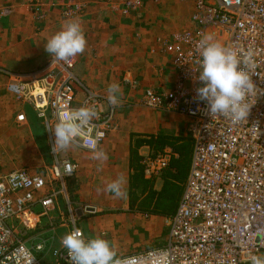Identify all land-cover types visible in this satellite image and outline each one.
I'll return each instance as SVG.
<instances>
[{
  "label": "built area",
  "instance_id": "1",
  "mask_svg": "<svg viewBox=\"0 0 264 264\" xmlns=\"http://www.w3.org/2000/svg\"><path fill=\"white\" fill-rule=\"evenodd\" d=\"M176 1L193 6L189 25L157 38V50L151 51L155 55L160 48L172 66V85L147 89L141 104L192 120L191 169L177 211L168 222L166 244L120 258L128 259L129 264H251L253 256L264 254V0ZM120 2L124 14L137 12L144 4V0ZM75 5L76 8L65 6L64 17L72 18L80 12V5ZM39 7L37 11L42 10ZM9 13L10 8L0 9V18ZM37 15L40 19L45 17ZM209 33L242 59L250 57L249 71L257 86L251 100L256 104L248 120L241 123L234 124L221 116L212 118L207 103L198 98L197 89L203 85L198 79L202 70L198 61L202 58L196 44ZM74 65L75 57L71 63L52 61L51 70L44 74H32L23 80L15 76L17 80H11L9 91L18 101L32 104L49 128L53 127V119L58 122L74 109L94 107L98 116L92 121L93 135L95 131L103 132L100 143L106 137L108 120H104L94 95L80 107L74 106L78 83L71 71ZM156 72L157 76L164 75L160 67ZM47 109L51 110L52 119L46 117ZM106 116L110 120L111 115ZM24 119V115L18 116V120ZM172 154V149L165 148L149 158L146 174H161ZM67 164L76 171V164L55 160L49 178L29 170L0 172V264H47L42 259L47 250L45 244H33V239L45 224L43 220H52L51 215L59 210V196L70 204L65 180L74 172L66 175ZM70 219L69 233L79 228L86 240L78 224L80 218L72 214ZM49 225L55 224L50 221ZM62 239L49 264H72Z\"/></svg>",
  "mask_w": 264,
  "mask_h": 264
},
{
  "label": "crops",
  "instance_id": "2",
  "mask_svg": "<svg viewBox=\"0 0 264 264\" xmlns=\"http://www.w3.org/2000/svg\"><path fill=\"white\" fill-rule=\"evenodd\" d=\"M144 2V7L137 12L124 14L120 0H0V9H11V13L0 18V120L9 117L11 121L8 122V126L10 123L9 128L13 132L6 134L8 131L5 132L0 124V142L7 146L0 149V170L3 160L11 168L12 163L6 159H13V168L17 167L16 170H29L32 174L49 178L55 160L69 161L77 165L73 176L65 180L70 200L68 205L72 211L70 212L63 197L59 196V210L51 215L52 220L50 218L43 220L45 224L40 229L43 231L35 234L33 239V244H45L47 250L42 259L47 264L53 262L52 252L60 248L63 238L57 237L55 232L64 228L67 234L69 233L72 214L80 218L78 223L80 227L84 219L91 223L90 228L103 229L104 226L101 237L105 238L107 230L125 228L119 224L126 222L127 214L140 212L130 211L129 207L133 206L131 200L140 202L142 197L146 198L147 195H151L152 199L145 204L143 210L155 212L154 206L157 202H171V210L163 219L169 237L168 222L176 213L182 199L192 164L194 152L192 120L169 111L152 110L141 103L147 89L171 87L174 73L168 60L159 52L160 48L155 55L151 52L153 49L157 50L156 39L170 34V31L164 32L167 30L164 22L160 25H149V22L153 16L165 19L166 11L170 16L171 11L177 12L175 8L180 9L179 7L183 5L181 8L187 9L191 4L179 3L176 0ZM75 4L80 5V12L70 19L64 17V10L67 9L65 6L76 8ZM39 6L42 10L37 11ZM37 14L45 17L40 19ZM26 17L35 21L34 31H39L40 34L32 35L25 22L20 21ZM74 18L80 19L87 40L84 53L75 57V65L71 70L78 81L74 106L80 107L94 95L95 103L103 113L104 120H108L106 137L98 146L108 155L107 161L103 164L93 160L92 152L83 147L70 148L58 155L53 154L54 132L48 130L49 127L45 125L32 104L18 101L8 87L15 76L23 80L29 75H41L51 70L49 67L53 58L45 50V44L57 33L56 26L59 23L63 26L64 22ZM45 21H50V27L44 25ZM15 22H18V26L13 27ZM133 28L137 29V32H134V40L124 37V33L126 35L129 32L131 35ZM99 29L102 31L99 32ZM91 34L94 35L93 38ZM128 39L130 40L127 41ZM129 45L131 49L128 48ZM164 62H168L167 68L164 67ZM157 67L164 70V75L157 76ZM54 73L57 74L58 69H55ZM113 83H118L123 93L121 105L116 107L107 99V89ZM16 113L18 116L24 115L25 119L17 121ZM106 114L111 115L110 120ZM51 116V110L47 109L46 117L52 119ZM39 119L42 120V126ZM56 123L53 119V127ZM14 140L16 148L13 146ZM44 146L48 150L46 162L50 166L49 170L43 161ZM165 148L173 151L167 168L161 174L147 175L149 158L156 157ZM31 158L32 161H29ZM121 175L126 180L123 186L126 197L117 198L113 193L106 191V187ZM179 186L183 187L179 197H172L174 188ZM137 190H140L142 197L135 194ZM85 206L93 209L84 211ZM37 211H40V208ZM50 221L55 225H49ZM85 238L92 239L86 236ZM158 247L156 245L136 253Z\"/></svg>",
  "mask_w": 264,
  "mask_h": 264
},
{
  "label": "clouds",
  "instance_id": "3",
  "mask_svg": "<svg viewBox=\"0 0 264 264\" xmlns=\"http://www.w3.org/2000/svg\"><path fill=\"white\" fill-rule=\"evenodd\" d=\"M171 34V33H170ZM169 35V34H168ZM87 46L82 23L79 18L66 21L62 29L54 34L45 44V50L52 56L53 63L64 61L71 63L78 54H83ZM196 51L202 58L199 81L202 87L197 89L198 98L205 101L208 113L213 118L221 116L231 120L234 124L248 120L252 107L251 97L256 94L257 86L249 71L250 57L242 59L235 50L217 41L212 34H204L196 44ZM107 99L116 107L121 105L123 96L118 83L109 85ZM98 113L94 107L84 106L72 110L59 118L54 128L55 141L52 152L59 154L70 148L84 147L92 152L91 158L107 161L108 155L99 148V141L103 132L95 131L92 124ZM66 175L74 172V167L67 164ZM125 177L121 175L109 183L106 191L117 198L126 197L124 191ZM62 245L67 250L72 264H129L128 259H121L116 251L114 242L97 236L85 240L79 228L65 235ZM251 264H264V254L251 258Z\"/></svg>",
  "mask_w": 264,
  "mask_h": 264
},
{
  "label": "rangeland",
  "instance_id": "4",
  "mask_svg": "<svg viewBox=\"0 0 264 264\" xmlns=\"http://www.w3.org/2000/svg\"><path fill=\"white\" fill-rule=\"evenodd\" d=\"M144 4H145V2H144ZM144 4H143V7H144ZM182 6L183 5H181V7ZM181 7H179L180 9H178V7L175 8V11H177V12L171 11L169 13L170 16H168V11L165 12V10H164L165 17H166L165 19H164V17H163V19H158V16H153L152 21L149 22V25H152V24L160 25V23L164 22L166 24L165 27H167V30H164V32L170 31L169 33H174V32L180 31L183 28H187L189 25V21H188L189 19L188 18L190 17L191 10H192L193 6L191 5L187 9H184ZM64 19H66V18H64ZM68 19H70V18H68ZM20 21L25 22L24 24L29 27L30 33L32 35L40 34L39 31H37V32L34 31L35 21H32L31 18L26 17ZM45 22H44V25H46V27L47 26L50 27V21H48L46 23ZM15 26H18V22H15V25H13V27H15ZM56 28H57V32L60 31L62 29L61 23H59L56 26ZM101 31H102V29H99V32H101ZM134 32H137V29L133 28L131 35L129 34V32L126 35L124 33V37L125 36L127 38L130 37V39L132 38V40H134ZM47 33H49V32H47ZM107 33H110V32H107ZM94 35H97V34L94 33ZM94 35L91 34V38H93ZM130 39H128L127 41H129ZM123 47H124V45H123ZM128 48L131 49V46L129 45ZM130 52H131V50H130ZM126 53H127V49H126ZM121 61L124 62V60H121ZM161 65L163 67V63ZM167 66H168V62H164V67L167 68ZM74 73H75V69H74ZM168 81H164V83H166ZM143 114H145V113H143ZM15 116H17L16 117L17 121H20V120H18V114L17 113ZM33 116H35V113H33ZM172 118L175 119V117H172ZM2 120L3 121L0 120V124L3 127V129L5 130V132L8 131L6 134H8V133L13 134V132L11 131V128H9L10 123L8 126V122L11 121L9 119V117L3 118ZM39 123H40V126H42V120H40ZM14 130H17V129H14ZM14 137L16 140V134H14ZM15 140H14V144L11 141L14 148H16L15 147L16 146ZM0 141H1V137H0ZM4 146H5L4 143L0 142V149H4ZM5 148H7V146H5ZM47 151H48L47 147L44 146V149L42 150V152L44 154V156H43L44 162H46V160L48 159ZM6 160H8L10 163H12V167L10 168L9 164L7 165L5 160H3L0 172L6 173V172H11V170L12 171L16 170L15 168H17V167L13 168V165H14L13 159H6ZM29 161H32V158ZM42 164H44V163H42ZM46 165H47V168L49 170L50 166L47 164V162H46ZM30 167L33 169L35 168L34 166H30ZM30 170H32V169H30ZM29 172H31V171H29ZM182 188L180 186H179V188H174V191L172 192L171 196L172 197H176V196L179 197V194H180V191H182ZM135 194L139 196L141 194L140 190H137ZM142 198L143 199L140 202H137L134 199L131 200L133 203V206L129 207L131 209L130 211H140V212L139 213L133 212L131 214H127V218H125L126 222H120V224H119L120 227H125L124 229L112 228L111 231L110 230L106 231L107 237H105V239H108L109 241H112L115 243L116 250H118L117 253H118L119 257L130 255V254L136 253V252L144 250V249L152 248L156 245H158L159 247H162V244H164V242H166V240H167L168 228L165 226L163 219L166 218V216H165L166 213H168L171 210V206H172L171 202H168V201L157 202L154 206L156 208V211L154 212L152 210H143V208L145 207V204L147 202H150V200L152 199V196L147 195L146 198H144V197H142ZM136 204H138V205L135 206ZM90 224L91 223L86 222L85 219L83 221H81V223H80L81 228L84 229V230L83 229L82 230H83L85 236L90 237L92 239L96 238L97 236L101 237V231L105 227L102 226L103 229H101V228L95 229V228H90ZM103 224H106V223H103ZM42 231L43 230H40V232H42ZM55 233L57 234L56 235L57 237H64L65 235H67V231L64 228L57 230ZM52 255H50L49 258H51ZM52 258H53V256H52ZM53 260H54V258H53Z\"/></svg>",
  "mask_w": 264,
  "mask_h": 264
},
{
  "label": "bare ground",
  "instance_id": "5",
  "mask_svg": "<svg viewBox=\"0 0 264 264\" xmlns=\"http://www.w3.org/2000/svg\"><path fill=\"white\" fill-rule=\"evenodd\" d=\"M41 92H43V91L41 90Z\"/></svg>",
  "mask_w": 264,
  "mask_h": 264
}]
</instances>
